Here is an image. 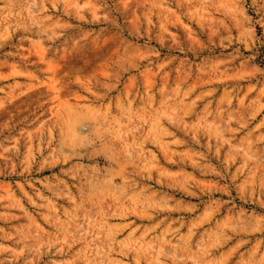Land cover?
<instances>
[{"label":"rangeland","instance_id":"1","mask_svg":"<svg viewBox=\"0 0 264 264\" xmlns=\"http://www.w3.org/2000/svg\"><path fill=\"white\" fill-rule=\"evenodd\" d=\"M0 264H264V0H0Z\"/></svg>","mask_w":264,"mask_h":264}]
</instances>
